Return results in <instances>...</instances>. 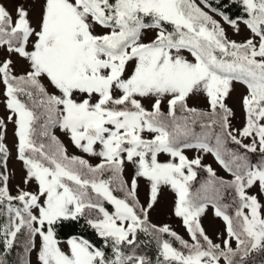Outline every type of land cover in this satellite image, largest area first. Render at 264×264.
<instances>
[{
    "label": "snow or ice",
    "instance_id": "obj_1",
    "mask_svg": "<svg viewBox=\"0 0 264 264\" xmlns=\"http://www.w3.org/2000/svg\"><path fill=\"white\" fill-rule=\"evenodd\" d=\"M34 2L35 24L23 3L13 12L0 0V264L16 247L15 264H32L33 252L38 264H250L264 254V0ZM237 5L233 18L228 9ZM221 20L250 35L230 39ZM236 83L246 89L242 128L226 103ZM201 94L208 108L190 106ZM9 123L22 184L34 182L35 191L11 190ZM57 129L98 162L70 154ZM205 154L231 178L205 164ZM165 186L189 239L150 221ZM210 207L224 223L220 243L201 222ZM81 220L103 247L58 239L65 222ZM153 241L154 259L138 252Z\"/></svg>",
    "mask_w": 264,
    "mask_h": 264
},
{
    "label": "rangeland",
    "instance_id": "obj_2",
    "mask_svg": "<svg viewBox=\"0 0 264 264\" xmlns=\"http://www.w3.org/2000/svg\"><path fill=\"white\" fill-rule=\"evenodd\" d=\"M3 2L6 4L8 9L13 12L15 10L17 3H23L25 7L30 9V14L33 20V24L36 23L38 15H39V11H40L39 3L34 2V0H3ZM215 18L218 20L220 19L219 16H216ZM221 24L224 26L226 33L230 39L240 42L246 39L250 35L249 30L246 29L243 24L240 25L239 33L235 32L231 26L225 24L222 20H221ZM98 31L100 30L98 29ZM13 59L15 60V71L17 73L24 71V69L27 67L26 63L17 57H13ZM44 83L48 86L50 91H56L54 88H52V86L48 83L47 80H45ZM2 89H3V86L0 85V116L6 115V110L4 109V106L2 103V99H3ZM245 93H246L245 87L239 83H236L234 85L233 91L230 93V96L228 97L226 101L228 106L231 107L234 112V116L232 117V126L234 128H242L244 124V111H243L242 104H241V98H242V95H244ZM145 104L146 106H150L148 101H145ZM189 105L195 106L198 108H203V109L208 108L207 99L202 94L191 96L189 99ZM165 110H166V107H165ZM56 134L64 142L70 154L85 156V158H88L90 162L92 163L98 162L97 158L88 157L87 154H84L79 149L75 148L72 145L71 141L69 140L68 136L65 133L60 132L59 129L56 130ZM245 142L247 143L249 141L246 140ZM6 143L11 149V156L8 161V172L10 174V187H11L13 194H15L16 185H20L21 187H26L27 190L29 191H35L36 184L34 182L28 186H25L22 184V178L24 176V169H23L22 162L16 158V152H15V146H14L15 137H14L13 125L10 123L8 124V128H7ZM186 154L191 158L195 153L194 151H187ZM251 158L253 160H258L261 157L259 153H256V154H251ZM159 159L163 162L168 159V156L166 154H162L159 157ZM203 162L205 164L212 165V167L217 171L218 175L223 176L225 178H231L230 174L226 173L220 167V165L215 161L214 157L211 154H205ZM132 174H133L132 165L126 164V167H125L126 178H130ZM205 175L206 173L200 172L198 178L203 179ZM253 191H255V189ZM138 195H139V199L141 203H145L146 200L148 199V184L143 179L140 180L139 182ZM174 201H175L174 192L169 187H166V186L162 187L158 202L155 204V206L149 213L150 221L157 225L168 224L173 230H175L182 237H184L185 239H189V236L186 233V230L182 224L181 219L177 218L173 213ZM261 202L264 203V197H261ZM106 206L109 207L110 211L113 210L111 206L109 205H106ZM201 222H202V225L206 233L209 235V237L213 239L214 242L220 243L222 239L221 234L224 233V223L220 218L215 217L214 211L211 207L201 217ZM71 236L65 237V239H60V240L65 241ZM233 246H235L234 242H233ZM17 248L21 255L20 247H17ZM138 252L141 254H145V251L140 245L138 246ZM148 256L153 259L155 258V255H148ZM31 261H32V264H38L35 252L31 254ZM250 264H264V254L262 253L254 254V256L250 260Z\"/></svg>",
    "mask_w": 264,
    "mask_h": 264
},
{
    "label": "trees",
    "instance_id": "obj_3",
    "mask_svg": "<svg viewBox=\"0 0 264 264\" xmlns=\"http://www.w3.org/2000/svg\"><path fill=\"white\" fill-rule=\"evenodd\" d=\"M210 3H212L213 7L217 6L216 0H210ZM240 12L241 8L238 5L230 6L228 9L229 15L233 18H235V16ZM71 235L82 236L83 238L88 239L90 242L94 243L95 245L103 247L101 238L95 234L94 230H92L90 227H87L82 220L78 222H65L57 231L58 239H65V237ZM140 240L147 241L148 237L143 234H140ZM140 246L145 251V254L155 256L157 255V247L154 241L151 243H142L140 244ZM19 256L20 252L16 247L7 255L9 264H15Z\"/></svg>",
    "mask_w": 264,
    "mask_h": 264
}]
</instances>
